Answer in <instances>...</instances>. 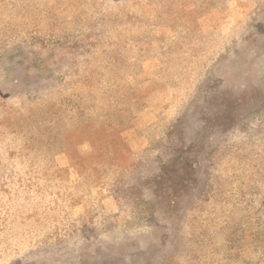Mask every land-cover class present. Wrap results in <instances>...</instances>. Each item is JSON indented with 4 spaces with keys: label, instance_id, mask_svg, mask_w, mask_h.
Here are the masks:
<instances>
[{
    "label": "rangeland",
    "instance_id": "obj_1",
    "mask_svg": "<svg viewBox=\"0 0 264 264\" xmlns=\"http://www.w3.org/2000/svg\"><path fill=\"white\" fill-rule=\"evenodd\" d=\"M0 264H264V0H0Z\"/></svg>",
    "mask_w": 264,
    "mask_h": 264
}]
</instances>
